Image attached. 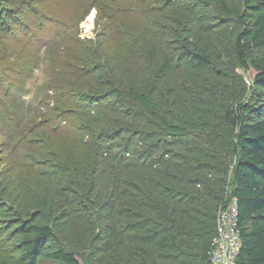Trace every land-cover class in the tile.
<instances>
[{"label":"trees","instance_id":"1","mask_svg":"<svg viewBox=\"0 0 264 264\" xmlns=\"http://www.w3.org/2000/svg\"><path fill=\"white\" fill-rule=\"evenodd\" d=\"M127 1L91 0L88 6V11L94 8L98 15L117 20L105 16L109 38L123 26L125 39L134 35L126 27L131 16L119 11ZM143 2L141 16L163 12L164 28L160 40L152 34L158 23L142 35V49L141 38L132 47L140 56L137 72L110 74L97 41L96 47L79 41L77 45L85 47L71 48L65 56L74 53L66 64L70 75L76 81L89 78L96 87L87 95L73 84L60 87L56 103L46 110L54 116L46 121L102 120L104 128L91 130L96 141L93 163L68 179L63 200L51 209L36 205L18 210V217L10 220L15 221L19 256L5 264H209L218 212L232 200L240 238L235 264H264V117H256L261 110L246 99L222 103L215 116L200 120L195 118L199 106L205 112L204 103L213 102L204 87L186 78L191 82L182 103L169 82L182 68L218 73L204 36L211 34L214 22L233 23L236 64L252 69L251 86L264 93V62L250 58L264 48V0ZM111 5L118 6L115 12ZM26 15H38L33 0H0L4 40L16 37L17 29L24 27L20 16ZM199 79L211 83L208 73ZM106 100L116 115L111 126L98 113L101 107L94 113L91 106ZM261 107L264 110V101ZM30 126L32 132L41 127L34 121Z\"/></svg>","mask_w":264,"mask_h":264},{"label":"rangeland","instance_id":"2","mask_svg":"<svg viewBox=\"0 0 264 264\" xmlns=\"http://www.w3.org/2000/svg\"><path fill=\"white\" fill-rule=\"evenodd\" d=\"M90 3L91 0H33L38 15L20 16L24 27L17 29L15 38L11 36L9 41L4 40L5 34H0V264L19 256L18 237L13 229L15 221H10L18 217L17 211L31 206L37 208L36 205L40 209L50 205L47 208L51 209L56 201L65 198L68 179L78 176L79 171L93 163L96 141L91 130L99 133L105 121H78L75 117L46 121L54 116L46 110L56 103L60 87L73 84L76 91L84 95L90 94L96 87L89 78L76 81L70 75L66 64L74 58V53L65 57L68 51L79 46L83 49L85 45H77L79 41H91L92 47H96L97 41L100 52L110 64L108 72L127 76L140 68L137 62L140 56L132 47L140 38L138 48L145 46L146 42L142 39L144 32L159 23L160 27L153 28L152 34L155 40L162 37L163 12L141 16L145 5L143 0H128L124 7L119 8L124 15L131 16L126 27L132 28L134 35L128 40L121 34L124 26L118 35L109 38L107 15H98L94 8L88 11ZM116 7L111 5L114 12ZM148 7H152L151 3ZM24 10L29 9L25 7ZM109 20L117 23L113 17ZM233 26V23L217 26L214 22L211 34L204 36L219 64L218 73L182 68L169 76L170 85L174 92L179 93L176 95L182 103L187 98L184 89L189 85L188 81L194 79L192 84L204 87L209 101L213 102L204 103L205 112H202L204 106H199L201 113L195 118L200 120L215 116L222 103L232 105L246 99L261 110L256 117H264V110L261 109L264 93L251 86L252 69H240L233 57ZM206 27L210 28L209 25ZM27 28L32 32L28 33ZM250 58L263 63L264 48ZM203 73H208L210 84L200 81L199 75ZM188 77L191 79L186 81ZM106 102L91 106L94 113L101 107L98 113L106 120L107 126H111L115 124L116 115ZM43 115L46 117L40 121ZM31 121L41 127L37 131H29ZM81 124L85 125V129H78ZM34 211L31 209L30 213Z\"/></svg>","mask_w":264,"mask_h":264},{"label":"built area","instance_id":"3","mask_svg":"<svg viewBox=\"0 0 264 264\" xmlns=\"http://www.w3.org/2000/svg\"><path fill=\"white\" fill-rule=\"evenodd\" d=\"M237 215L235 200L218 212L212 250L208 252L209 264H235L240 249Z\"/></svg>","mask_w":264,"mask_h":264}]
</instances>
